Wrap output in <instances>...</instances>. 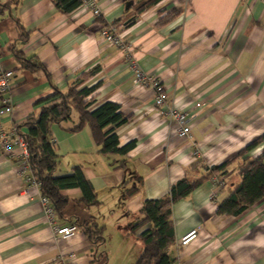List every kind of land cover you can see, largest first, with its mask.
<instances>
[{
    "label": "crops",
    "instance_id": "obj_1",
    "mask_svg": "<svg viewBox=\"0 0 264 264\" xmlns=\"http://www.w3.org/2000/svg\"><path fill=\"white\" fill-rule=\"evenodd\" d=\"M96 1L99 16L80 7L62 13L53 0H0V60L14 71L12 109L0 116L2 131L11 134L16 126L25 132L18 126L53 86L65 91L97 67L83 83L99 82L89 110L104 101L118 103L127 117L114 130L119 146L135 141L126 154L102 153L88 125L68 130L76 112L51 125L59 155L54 174L79 166L97 199L85 205L78 201L79 188L61 190L68 202L63 217L55 211V223L87 221L101 228L99 242L77 224L74 235L57 238L39 186L27 181L33 175L19 148L0 147V264H137L142 243L128 224L143 201L164 196L183 177L199 178L264 133V0H161L139 14L134 0ZM172 10L177 13L161 22ZM16 19L28 31L26 40L19 38ZM111 26L121 45L103 36ZM12 46L43 68L23 66ZM133 62L161 81L163 106H155L149 83L135 86ZM170 107L188 113L187 136L177 135L174 119L164 112ZM262 152L264 140L173 203V264H264V197L237 216L216 212L239 182L240 166ZM214 177L223 183L216 185ZM134 184L138 191L126 197L125 188ZM192 229L196 238L178 245Z\"/></svg>",
    "mask_w": 264,
    "mask_h": 264
},
{
    "label": "trees",
    "instance_id": "obj_2",
    "mask_svg": "<svg viewBox=\"0 0 264 264\" xmlns=\"http://www.w3.org/2000/svg\"><path fill=\"white\" fill-rule=\"evenodd\" d=\"M133 1V0H129ZM135 14L157 4L161 0H134ZM82 0H53L55 7L62 13L68 14L80 6ZM177 10L160 18L161 22L169 20ZM131 22V21H129ZM19 38L26 40L28 31L16 19ZM14 56L23 66L30 69L43 68L32 60L26 59L21 51L11 47ZM97 67L85 72L76 79L65 91L53 86L54 91L35 103L36 112L29 114L26 120L18 127H24L25 132L17 131L26 142L28 150V162L30 170L38 183L41 195L47 196L51 201L57 215L63 217V210L68 199L61 194L66 188H79L82 197L78 200L85 205L97 203L92 184L87 180L79 166H74L71 172L63 175H55L59 163V155L55 150V140L51 136V125L60 124L71 119L72 113H77V121L68 128L69 131H77L88 125L93 139L100 146L102 153L126 154L135 144L129 141L119 146L115 128L123 124L127 117L122 113L120 105L111 101H104L89 110L93 103V92L99 82L91 85H83L88 76L94 74ZM264 140V133L252 139L246 146L231 155L220 164L210 167L204 174L195 180L183 177L173 183L167 194L160 198L145 199L140 208L139 215L128 224V230L136 233V237L142 243V251L137 259V264H173L175 257L169 252L174 242L173 226L171 222V208L174 202L188 195L201 184L204 179L214 174H222L227 166L236 159L244 156ZM240 180L234 185L228 195L217 203L218 214L237 216L264 197V152L246 159L237 171ZM138 191L137 185L125 188V196L130 197ZM84 228L91 240L101 241V228L93 229L87 221L74 222Z\"/></svg>",
    "mask_w": 264,
    "mask_h": 264
},
{
    "label": "built area",
    "instance_id": "obj_3",
    "mask_svg": "<svg viewBox=\"0 0 264 264\" xmlns=\"http://www.w3.org/2000/svg\"><path fill=\"white\" fill-rule=\"evenodd\" d=\"M80 8L90 9L93 15L99 16L101 14L100 8L96 0H82ZM115 26H111L102 31L103 36L111 43L116 45H121V40L119 36L115 33ZM1 55V54H0ZM134 70V84L135 86H140L145 83H149L152 87L153 102L158 108L163 106L167 100V92L163 87L161 81L152 75H148L138 68L137 64L133 62L131 64ZM14 80V71L9 68H4L0 60V94H3L0 103V116L9 113L12 109L11 99L9 96L10 89L12 87V82ZM165 114L169 115L174 119L176 123V133L179 137H185L190 132V123L188 113L184 109L170 107L167 108ZM17 127H13V132L10 134L4 133L0 125V147L4 149H9L12 146H17L19 148V155L23 166L30 167L28 162V150L25 140L21 135L18 134ZM216 185H221L223 179L219 177L213 178ZM28 182H33L38 185L37 181L33 176L27 177ZM40 201L42 204V209L45 218L49 222L52 232L57 238H69L77 230V225L75 223H69L67 225H58L55 223V209L47 196L41 195ZM197 229H192L185 233L178 241V245L183 246L190 243L197 236Z\"/></svg>",
    "mask_w": 264,
    "mask_h": 264
}]
</instances>
